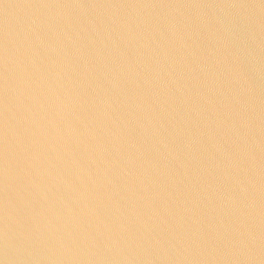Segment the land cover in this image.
<instances>
[{"label": "water", "instance_id": "water-1", "mask_svg": "<svg viewBox=\"0 0 264 264\" xmlns=\"http://www.w3.org/2000/svg\"><path fill=\"white\" fill-rule=\"evenodd\" d=\"M0 264H264V0H0Z\"/></svg>", "mask_w": 264, "mask_h": 264}]
</instances>
